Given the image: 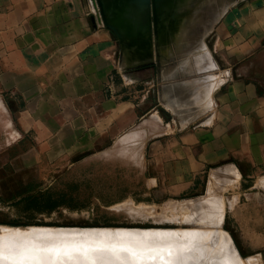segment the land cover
Here are the masks:
<instances>
[{
  "label": "rangeland",
  "instance_id": "obj_1",
  "mask_svg": "<svg viewBox=\"0 0 264 264\" xmlns=\"http://www.w3.org/2000/svg\"><path fill=\"white\" fill-rule=\"evenodd\" d=\"M100 2L118 34L120 61L134 69L150 68V99L171 118L192 115L189 120L198 122L199 110L213 107L220 87L237 79H254L239 74L247 54L239 56L237 40L224 42L233 36L238 39L239 29L246 28L245 10L241 20L240 8L247 6L246 15L254 19V6L264 4L261 0ZM258 16L264 21V12ZM249 26L248 32L253 31ZM262 43L258 52H264V39ZM234 52L236 56H227ZM238 56L240 60L233 62ZM249 71L255 72L253 65ZM104 145L102 155L74 157L73 164L56 166L50 174L45 164L37 168L26 161L22 168L15 166L10 151L0 150V241L13 246L0 242V264H42L43 260V264L83 260L82 264H102L93 251L101 245L84 238L88 235L84 233L98 229L100 236H109L113 229H118L114 235L147 231L150 236L174 230L187 233L182 234L184 239L192 231L206 245L205 250V245L195 242L201 264H217L228 255L227 241L220 244L216 237L222 231L240 264H264V166L235 162L234 172L220 166L177 193L143 186L145 158L140 142L118 138ZM71 232L76 240L70 239Z\"/></svg>",
  "mask_w": 264,
  "mask_h": 264
},
{
  "label": "crops",
  "instance_id": "obj_2",
  "mask_svg": "<svg viewBox=\"0 0 264 264\" xmlns=\"http://www.w3.org/2000/svg\"><path fill=\"white\" fill-rule=\"evenodd\" d=\"M247 8L239 10L245 30L224 43L237 40L239 56L247 54L239 74L254 79L220 87L197 122L152 103V71L120 61L119 39L97 0H0V150L15 166L45 164L50 174L74 157L102 155L104 142L136 141L143 186L177 193L220 166L263 167L264 4L254 6V19Z\"/></svg>",
  "mask_w": 264,
  "mask_h": 264
},
{
  "label": "bare ground",
  "instance_id": "obj_3",
  "mask_svg": "<svg viewBox=\"0 0 264 264\" xmlns=\"http://www.w3.org/2000/svg\"><path fill=\"white\" fill-rule=\"evenodd\" d=\"M32 228V227H31ZM35 228V227H34ZM61 229V228H60ZM109 229V228H108ZM113 229V228H112ZM112 229H109L108 231L110 232ZM39 230V229H38ZM49 230V229H48ZM55 230V229H54ZM74 230V229H73ZM99 230V229H98ZM88 231L86 233H84L85 235H87V237L84 238H88L91 242H95L99 244V247L101 245V251L100 250H93L94 253H99L98 256V260L100 262H102V264H125L126 262L129 263L130 260H133V263L136 264H178L177 261H179V264H201V257L198 256V254H196L195 252L199 249L197 248V246L195 245V242H201V244H203L202 246H204L205 244L203 243V240L199 239L198 236H195L194 233L190 234L192 231H189L190 233L185 237V239L183 238L182 234H187V233H181V235L176 234L175 232L171 231V232H165V233H158L155 236H150L149 233L146 231L140 233V232H130L129 234L127 233H122V235H114L115 229H113L114 233L111 232L112 236H100V231ZM106 230V229H105ZM102 230V231H105ZM169 230V228H168ZM181 230V229H180ZM35 231V229H34ZM71 231V230H69ZM75 231V230H74ZM87 231V230H86ZM107 231V232H108ZM157 231V230H156ZM220 231V230H218ZM79 232V231H77ZM154 232V231H153ZM181 232V231H180ZM179 232V233H180ZM31 233V232H28ZM52 233V232H51ZM66 233V232H65ZM68 233V232H67ZM76 233V232H75ZM99 233V236L98 234ZM118 233V232H117ZM120 233V230H119ZM174 233V234H173ZM71 234V235H70ZM74 233L71 232L69 233L70 235V239H74L76 240L73 236ZM82 234V232H81ZM108 234V233H106ZM176 234V235H175ZM23 235V234H22ZM30 235V234H28ZM47 235V234H46ZM63 235V234H62ZM84 235V236H85ZM218 235V234H217ZM216 235L217 238H219L220 244L223 242L227 241V249H228V255L220 260H218L217 264H240V260L237 258L238 256L236 255L235 251H234V247H232V245L229 243L228 239L226 238V235H224V233L222 231L219 232V237ZM1 236V235H0ZM34 236V235H33ZM32 236V237H33ZM49 236V235H48ZM19 237V236H17ZM21 237V236H20ZM19 237V238H20ZM24 237V236H23ZM61 237V236H60ZM76 237V236H75ZM213 237V236H212ZM15 238V237H14ZM28 238V237H27ZM55 238L57 239L58 236H54V240ZM83 238V237H82ZM178 238V239H177ZM7 239V237H6ZM9 239V237H8ZM22 239V238H21ZM30 239V238H29ZM41 239V238H40ZM45 239V238H44ZM48 239V237H47ZM213 239V238H212ZM27 240V239H26ZM37 240V239H36ZM46 240V239H45ZM72 240V241H74ZM82 240V239H81ZM215 240V239H214ZM4 242V240H2ZM0 241V242H2ZM17 241V240H16ZM23 240L19 241L22 243ZM28 241V240H27ZM39 241V239L37 240V242ZM61 241V240H60ZM78 241V240H77ZM86 241V240H84ZM218 241V240H217ZM6 242V241H5ZM4 242V243H5ZM18 242V243H19ZM26 242V241H25ZM65 242V241H64ZM69 243V241H67ZM197 242V243H198ZM215 242V241H214ZM43 243V242H41ZM45 243V242H44ZM55 242H53L54 244ZM58 243V241H57ZM60 243V242H59ZM71 243V242H70ZM76 243V241H75ZM93 243V245L95 244ZM6 244L8 245V243L6 242ZM10 244V242H9ZM27 244V243H26ZM34 244V243H33ZM36 244V243H35ZM81 244V243H80ZM199 244V245H201ZM219 244V245H220ZM15 245V244H14ZM20 245V244H18ZM38 245V244H37ZM36 245V246H37ZM42 245V244H41ZM71 245V244H70ZM69 245V246H70ZM198 245V247H199ZM3 246H5V244H3ZM21 246V245H20ZM29 246V245H27ZM58 246V245H57ZM84 246V245H83ZM91 246V243L90 245ZM1 247V246H0ZM6 247V246H5ZM10 248H13V246H9ZM47 247V245H46ZM45 247V248H46ZM55 247V246H54ZM73 247V246H72ZM77 247V246H74ZM86 247V246H85ZM98 247V246H97ZM102 247H109L110 250H105ZM178 247V248H177ZM209 247V246H208ZM3 248V247H2ZM1 248V249H2ZM25 248V247H24ZM23 248V249H24ZM29 248V247H27ZM52 248V247H51ZM57 248V247H56ZM59 248V247H58ZM68 248V247H67ZM79 248V247H77ZM81 248V246H80ZM84 248V247H83ZM7 249V248H6ZM15 249V248H14ZM75 249V248H74ZM95 249V248H94ZM99 249V248H98ZM204 249L206 250V245L204 247ZM209 249V248H208ZM212 249V248H211ZM9 250V249H8ZM7 250V251H8ZM33 250V249H32ZM34 250L35 247H34ZM60 250V249H59ZM81 250H83L81 248ZM215 250V249H214ZM213 250V251H214ZM11 251V250H10ZM56 251V250H55ZM63 251V249H62ZM69 251H71L69 249ZM77 251V250H76ZM79 251V250H78ZM209 251V250H207ZM206 251V252H207ZM18 252V251H17ZM22 252V251H21ZM26 252V251H25ZM66 252V251H65ZM74 252V251H73ZM83 252V251H82ZM88 252V251H87ZM86 252V253H87ZM205 252V253H206ZM5 253V252H4ZM3 253V255H4ZM14 253V252H13ZM52 253V251H51ZM160 253V254H159ZM212 253V252H211ZM10 254V252H9ZM20 254V253H19ZM28 254V252H27ZM41 254V253H40ZM44 254V253H43ZM71 254V252H70ZM74 254V253H73ZM85 254V251H84ZM208 254V253H207ZM1 255V254H0ZM18 255V254H17ZM49 255V254H47ZM65 255V254H63ZM62 255V257H63ZM76 255V254H75ZM80 255V254H79ZM83 255V254H82ZM96 255V254H94ZM214 255V254H213ZM20 256V255H19ZM51 256V255H50ZM68 256V255H67ZM90 256H93V254L90 253ZM3 257V256H2ZM45 257V254H44ZM56 257V255H55ZM61 257V258H62ZM69 257V256H68ZM74 257V255H73ZM76 257V256H75ZM200 259H199V258ZM8 258V257H7ZM11 258V257H10ZM22 258V257H21ZM27 258V257H26ZM36 257H33V260ZM43 258V257H42ZM59 258V257H58ZM57 258V259H58ZM17 259V258H16ZM32 259V258H31ZM48 259V257L46 258ZM50 259V258H49ZM83 259V258H82ZM91 259V258H90ZM11 260V259H10ZM20 260V259H18ZM27 260V259H26ZM39 260V259H38ZM52 260V259H51ZM64 259H62L63 262ZM89 260V259H88ZM95 260V259H94ZM7 261V259H6ZM16 260H14L15 262ZM47 261V260H46ZM50 261V260H49ZM75 261V260H74ZM80 261V260H79ZM84 261V260H83ZM82 261V263H83ZM125 261V262H124ZM40 262H42L40 260ZM59 262V260H58ZM87 262V261H86ZM97 262V261H96ZM27 263V262H26ZM38 263V262H37ZM44 263V260H43ZM42 263V264H43ZM60 263V262H59ZM66 263V262H65ZM81 263V264H82ZM91 263V262H90ZM99 263V262H98ZM126 263V264H127ZM8 264V263H7ZM12 264V263H11ZM16 264V263H15ZM23 264V263H22ZM30 264V262L28 263ZM51 264V261H50ZM68 264V263H67ZM77 264V263H76ZM132 264V263H130Z\"/></svg>",
  "mask_w": 264,
  "mask_h": 264
},
{
  "label": "water",
  "instance_id": "obj_4",
  "mask_svg": "<svg viewBox=\"0 0 264 264\" xmlns=\"http://www.w3.org/2000/svg\"><path fill=\"white\" fill-rule=\"evenodd\" d=\"M97 3H98V5H99V7H100V11H101V14H102V18H103L104 25H105L106 27L112 29V31H113V32L115 33V35L118 37V34H117L116 31L113 29V27L110 25V23L108 22V20H107V18H106V16H105V13H104V10H103V8H102V5H101L100 0H97ZM118 39H119V37H118Z\"/></svg>",
  "mask_w": 264,
  "mask_h": 264
}]
</instances>
